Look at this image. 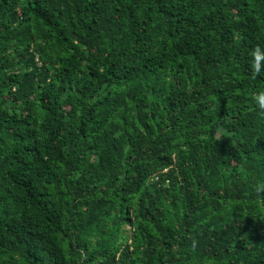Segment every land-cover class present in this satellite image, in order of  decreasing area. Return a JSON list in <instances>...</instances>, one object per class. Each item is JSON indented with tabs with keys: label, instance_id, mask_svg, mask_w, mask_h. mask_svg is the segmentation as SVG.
<instances>
[{
	"label": "trees",
	"instance_id": "16d2710c",
	"mask_svg": "<svg viewBox=\"0 0 264 264\" xmlns=\"http://www.w3.org/2000/svg\"><path fill=\"white\" fill-rule=\"evenodd\" d=\"M258 46L264 0H0V264H264Z\"/></svg>",
	"mask_w": 264,
	"mask_h": 264
},
{
	"label": "clouds",
	"instance_id": "9594fccd",
	"mask_svg": "<svg viewBox=\"0 0 264 264\" xmlns=\"http://www.w3.org/2000/svg\"><path fill=\"white\" fill-rule=\"evenodd\" d=\"M252 59L250 61L252 76H259L264 73V48L256 47L251 53ZM257 107L264 111V90H260L253 94L252 97ZM261 191V186L257 187V192Z\"/></svg>",
	"mask_w": 264,
	"mask_h": 264
},
{
	"label": "rangeland",
	"instance_id": "374dc122",
	"mask_svg": "<svg viewBox=\"0 0 264 264\" xmlns=\"http://www.w3.org/2000/svg\"><path fill=\"white\" fill-rule=\"evenodd\" d=\"M127 228H128V226H127Z\"/></svg>",
	"mask_w": 264,
	"mask_h": 264
}]
</instances>
